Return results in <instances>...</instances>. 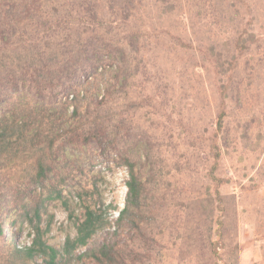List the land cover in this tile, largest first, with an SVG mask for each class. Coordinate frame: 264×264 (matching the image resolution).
I'll return each instance as SVG.
<instances>
[{
  "label": "rangeland",
  "instance_id": "obj_1",
  "mask_svg": "<svg viewBox=\"0 0 264 264\" xmlns=\"http://www.w3.org/2000/svg\"><path fill=\"white\" fill-rule=\"evenodd\" d=\"M112 1L119 8V23L109 28L105 11L96 22L99 32L115 39L132 29L144 32L143 39L137 51L127 46L115 62L102 56L106 82L98 84L102 66L98 74L78 75L84 88L98 86L81 102V113L90 112L85 120L111 116L108 126L114 130L117 114L136 101L120 116L131 137L67 151L59 174L62 199L39 207L43 239L58 249L67 237L74 238L88 204L103 213L108 225L76 254L112 243L118 255L136 264H264V0ZM125 7L128 14L132 9L127 26L120 17ZM67 32L60 29L57 40L67 38ZM68 38L77 52L75 38ZM107 82L114 85L108 92ZM57 99L66 101V94ZM125 153L140 155L136 170L145 186L141 231L129 228L128 221L117 229L127 191ZM214 162V176L226 181L219 188L224 204L219 208L210 190L205 218L197 214V199L206 187L213 188L209 173ZM4 233L10 235L7 226ZM28 233L26 222L19 246L28 245L33 236Z\"/></svg>",
  "mask_w": 264,
  "mask_h": 264
},
{
  "label": "trees",
  "instance_id": "obj_2",
  "mask_svg": "<svg viewBox=\"0 0 264 264\" xmlns=\"http://www.w3.org/2000/svg\"><path fill=\"white\" fill-rule=\"evenodd\" d=\"M14 1L0 0V264H136L135 260L128 262L118 255V245L112 243L76 254L93 235L108 225L103 213L88 204L84 206L82 219L75 225V237H67L58 249L46 243L43 239L45 232L38 223L39 207L62 199L59 174L69 149L88 144L115 145L118 136L119 139L131 137L130 126H124L125 120L120 116L138 103L130 100L124 111L117 114L119 127L114 130L108 126L113 122L111 116L85 120L84 116L91 114L88 110L81 113V102L93 96L98 86L92 88L93 84H90L84 88V84L78 81V75L98 74L102 66L98 74L100 84L106 71V60L102 56L108 54L112 58L111 63L124 57L127 46L137 51L144 32L130 29L121 33L120 38L117 34L114 39L107 31L110 36H103L96 23L101 14L107 12L109 28L110 23H119V8L111 5L109 1L112 0H64L65 3L59 5L60 0ZM156 3L160 5L161 1ZM130 5V2L125 3V6ZM127 9L129 7L120 10L124 26L128 25L132 11L128 14ZM160 13L164 15L163 10ZM57 14L62 17L57 18ZM168 14L170 11H165V15ZM62 28L68 31L67 38L58 41L56 34ZM68 37L75 38L77 52L67 42ZM61 45L64 48L60 49ZM114 78L117 81L120 77L116 74ZM123 81L121 90H125L130 79ZM107 83L108 92L114 85ZM62 92L66 94L64 102L57 99ZM101 104L102 101L98 102ZM70 107L72 111L68 115ZM222 120L223 114L220 113L216 119L219 130ZM122 155L123 164L128 169V180L117 229L125 228L128 221L129 228L141 231L139 224L143 217L139 212L145 186L139 170H136L137 163H141L140 155ZM218 157L216 151L214 161ZM215 169L214 162L209 173L213 188L206 187L204 196L197 199V214L201 217H205L212 203L210 190L219 208L224 204L219 188L226 181L214 176ZM174 200L179 202L178 197ZM9 214L13 215L11 219ZM17 222L20 226L16 230ZM26 222L33 236L28 245L21 247L17 240L21 238L22 224ZM5 226L10 230L9 236L4 233Z\"/></svg>",
  "mask_w": 264,
  "mask_h": 264
},
{
  "label": "built area",
  "instance_id": "obj_3",
  "mask_svg": "<svg viewBox=\"0 0 264 264\" xmlns=\"http://www.w3.org/2000/svg\"><path fill=\"white\" fill-rule=\"evenodd\" d=\"M71 98V97H70Z\"/></svg>",
  "mask_w": 264,
  "mask_h": 264
}]
</instances>
